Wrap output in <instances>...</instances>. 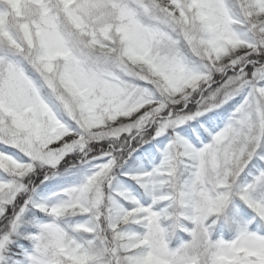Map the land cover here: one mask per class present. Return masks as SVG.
I'll return each instance as SVG.
<instances>
[{"label": "snow or ice", "instance_id": "obj_1", "mask_svg": "<svg viewBox=\"0 0 264 264\" xmlns=\"http://www.w3.org/2000/svg\"><path fill=\"white\" fill-rule=\"evenodd\" d=\"M0 264H264V0H0Z\"/></svg>", "mask_w": 264, "mask_h": 264}]
</instances>
